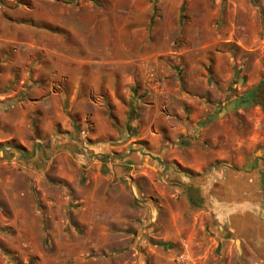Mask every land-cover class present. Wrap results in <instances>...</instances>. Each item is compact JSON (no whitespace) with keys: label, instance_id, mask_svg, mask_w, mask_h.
I'll list each match as a JSON object with an SVG mask.
<instances>
[{"label":"crops","instance_id":"0c3cea01","mask_svg":"<svg viewBox=\"0 0 264 264\" xmlns=\"http://www.w3.org/2000/svg\"><path fill=\"white\" fill-rule=\"evenodd\" d=\"M186 1L184 8V0H169L153 20L165 34L169 22V39L149 42L147 55L134 58L144 87L155 77L149 101L131 91L125 59L131 64L132 54L92 48L78 57L66 40L47 42L45 34L39 41L15 21L20 11L0 7L1 166L19 160L11 143L29 149L28 132L37 136L33 144L50 137L54 151L24 156L33 166L29 187L40 184L53 158L70 166L68 156L81 147L68 110L92 115L93 162L96 154L112 158L102 171L96 163L83 167L87 188L56 208L64 211L60 223L70 212V228L56 234L69 238V253L64 243L59 255L70 254L72 264H243L240 256L264 264V111L255 104L211 119L263 78L264 0ZM126 131L135 138L130 149L109 153ZM57 167V177L71 182ZM179 179L200 188L201 205ZM41 218L33 203L1 209L5 248L19 249L8 238L15 226Z\"/></svg>","mask_w":264,"mask_h":264},{"label":"rangeland","instance_id":"374dc122","mask_svg":"<svg viewBox=\"0 0 264 264\" xmlns=\"http://www.w3.org/2000/svg\"><path fill=\"white\" fill-rule=\"evenodd\" d=\"M186 3L187 1L184 0L182 7L185 8ZM0 7L15 11L14 14L20 11L18 18L12 17L15 18V21L30 26L33 29V37L39 41L44 39L45 34L47 42L56 41V36L61 40H66L72 48L77 49L78 57L84 55L85 50L92 48L112 53L121 52L118 50L121 48L126 56L132 54L131 64L130 61L128 63V57L125 59L126 71L133 79V82L130 83L131 91L134 97L140 94L142 100H150L147 97L148 84L151 86L154 82L156 83L155 77L149 76L147 87H144L137 79L139 73L135 65L137 60L134 58L140 53L142 56L147 55L145 52L148 53L149 42L164 41L165 36L169 39V22L166 34L162 33L164 28L159 29L155 23L153 24V20L161 15V11L169 8V0H0ZM3 16L7 17L6 11L3 12ZM160 19L164 21L166 18L160 16ZM140 20L149 22L142 24V27L146 26L143 31H140L139 28ZM134 53H136L135 56ZM37 55L41 54L37 53ZM31 72L33 73V71ZM142 89L143 92H141ZM21 100L22 98L18 97L14 102ZM67 115L71 118V123L74 122L70 134L78 137L81 147L80 152L75 156H68L70 166L67 162L65 163L64 158L58 157L57 160L53 158L51 168L46 171L40 184L33 183L29 187L27 171L33 166L24 160V156L29 154L35 156L40 153L42 156L48 157L54 154L53 147L49 146L50 137L45 138L43 144H33L37 136L29 132L27 138L29 149L25 150V147L20 144L11 143L10 149H14L12 153L15 155L19 153V160L11 158L2 163L4 165L0 164V208L9 210L10 206L19 208L33 203L42 215L41 221L36 226L19 225L12 229L8 238L15 246L19 244V249L7 250L5 248L6 239L0 237V264H60V258H62L61 264H72L75 261V258L71 259L70 254L59 255L61 244L67 243L66 249L62 252L69 251V238L66 241L62 238L60 241L56 233L59 230L70 228V222L66 221L70 212H67V216L64 217L65 223H60L63 220L61 217L64 215V211L60 212L56 208L59 202L67 201L72 205L75 202L73 195L75 196L81 189L87 188L83 167L96 163L99 166V171H102V169L100 170L102 164L111 162L112 158H109L108 154L100 156L96 154L95 158L98 160L93 162L94 154L91 150L94 152L97 148L91 144L90 134L93 123L90 113L82 115L68 110ZM58 132L62 135L65 134L63 126L58 128ZM121 140L123 141L120 143H110L109 153H113L115 156L121 155L129 150L131 144L135 142L134 135L128 131L124 133V136L122 135ZM119 146L122 148L119 149ZM42 148L44 149L42 150ZM83 151L84 153H82ZM12 153L10 152V154ZM60 163L61 171L72 178V183L69 182L70 179L57 177L56 173L59 170L57 165ZM74 167L77 168V171L73 169ZM157 180L163 184L162 180L159 178ZM0 233L3 235L6 233L3 224H0ZM55 237L58 239L55 240Z\"/></svg>","mask_w":264,"mask_h":264},{"label":"water","instance_id":"95a60500","mask_svg":"<svg viewBox=\"0 0 264 264\" xmlns=\"http://www.w3.org/2000/svg\"><path fill=\"white\" fill-rule=\"evenodd\" d=\"M255 94H256V89L248 92L247 94L239 97L238 99L226 103L219 112L212 114L211 119L221 117L227 112L234 111L238 108H247L249 106L255 105L256 104ZM5 157L11 158L9 154H6ZM14 158H17V156H14ZM178 182L181 183L184 187H186V189L189 191V197L193 202H195L198 205L202 204L203 196L200 192V188L195 186L191 181L179 179ZM220 228H222L221 225ZM240 260L243 264H247L246 261L241 256H240Z\"/></svg>","mask_w":264,"mask_h":264},{"label":"trees","instance_id":"16d2710c","mask_svg":"<svg viewBox=\"0 0 264 264\" xmlns=\"http://www.w3.org/2000/svg\"><path fill=\"white\" fill-rule=\"evenodd\" d=\"M255 102L258 105H261L264 111V75L261 82L256 87Z\"/></svg>","mask_w":264,"mask_h":264}]
</instances>
